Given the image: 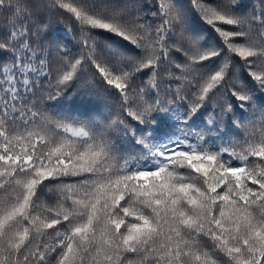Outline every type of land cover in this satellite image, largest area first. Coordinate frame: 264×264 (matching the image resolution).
Masks as SVG:
<instances>
[{"label":"snow or ice","instance_id":"obj_1","mask_svg":"<svg viewBox=\"0 0 264 264\" xmlns=\"http://www.w3.org/2000/svg\"><path fill=\"white\" fill-rule=\"evenodd\" d=\"M0 264H264V0H0Z\"/></svg>","mask_w":264,"mask_h":264},{"label":"trees","instance_id":"obj_2","mask_svg":"<svg viewBox=\"0 0 264 264\" xmlns=\"http://www.w3.org/2000/svg\"><path fill=\"white\" fill-rule=\"evenodd\" d=\"M71 27V24L69 22L68 19H64L63 21H61L59 18L55 19L53 21V28H60L63 29V31L60 33V35L64 36L65 39L68 41L69 45L71 46L74 42L72 40V36L71 34L68 32V29ZM206 27V26H205ZM101 100L104 101V103H106L109 106L110 110H115L114 109V105H115V101L113 100H108L104 97H100ZM109 109H105L104 110V114L107 115Z\"/></svg>","mask_w":264,"mask_h":264}]
</instances>
